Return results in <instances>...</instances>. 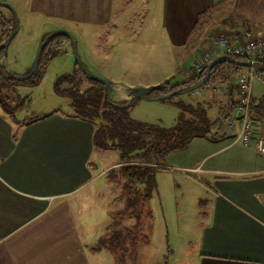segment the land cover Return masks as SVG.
I'll list each match as a JSON object with an SVG mask.
<instances>
[{"label": "crops", "instance_id": "obj_1", "mask_svg": "<svg viewBox=\"0 0 264 264\" xmlns=\"http://www.w3.org/2000/svg\"><path fill=\"white\" fill-rule=\"evenodd\" d=\"M220 1L163 0L162 26L172 44L187 43L198 15ZM30 6L43 15L98 26L108 24L116 9L113 0H31ZM198 52L191 64L181 62L185 77ZM171 78L168 73L160 80L113 88L128 101L132 89ZM253 102L252 97V115ZM93 130L71 109L18 120L0 106V264H103L95 242H85L88 222L82 214L84 207L91 212L97 207L102 197L97 178L118 160L95 174L94 158L103 152L93 147ZM191 143L192 165L183 169L207 193L200 201L192 264H264V160L253 148L234 144L225 124L213 137Z\"/></svg>", "mask_w": 264, "mask_h": 264}, {"label": "rangeland", "instance_id": "obj_2", "mask_svg": "<svg viewBox=\"0 0 264 264\" xmlns=\"http://www.w3.org/2000/svg\"><path fill=\"white\" fill-rule=\"evenodd\" d=\"M0 3L7 5H0L1 41H5L6 32L11 31L13 26L15 30L18 28L4 55H0V64L8 75L24 76V71L31 67L44 38L50 33L65 30L73 38L77 56L87 71L106 81H114L110 82L113 89L110 98L114 102L125 101L124 96L113 88L119 84L126 88L128 83L160 80L168 73L173 76L170 80L172 84L186 80L188 77L182 75L181 62L191 64L198 48L200 53L206 47L209 32L214 35L217 30L229 31L227 28H230L227 20L219 21L223 11L217 10L208 26L194 35L191 41L189 39L187 43L174 45L162 26L163 0H113V8L116 9L112 19L108 24L100 26L78 19L40 14L33 6L31 8V0H0ZM261 21L259 26L252 25L251 33L261 31L264 34V18ZM48 51L54 56L41 67L43 78L40 82L28 85L16 80H3L12 95L16 91L17 96L23 100L21 104L24 107L17 109L14 114L18 120L51 110L70 111V100L54 92V81L75 68L71 41L52 43L46 53ZM226 86L218 84L213 90V86L209 85L199 95L193 93L192 97L218 104L224 98L227 99ZM251 92L255 105L252 116L260 125L261 136H264V107H258L261 103L264 106V76H255ZM185 96H177L174 100H138L129 108V115L139 122L170 127L180 112L174 102L178 97L184 99ZM7 103L14 106L12 102ZM214 109L209 111L213 119L216 118ZM192 145L190 143L185 150L169 153L160 163L163 169H151L149 197L143 200L141 209L143 236L140 237L137 249V264L194 262L195 239L198 234L196 228L202 205L200 201L204 200L207 193L204 184L193 173L183 169L192 165V152L195 149ZM94 159L96 174L116 163L118 153L108 150ZM117 172L120 173L118 170L111 175L114 177L113 182L108 181V175L97 178L96 184L100 187L102 197L97 198L98 205L92 212L84 207L86 211L82 215L88 222L85 242L92 240L95 244H104L106 227L113 221L112 216L117 215L112 211L124 205L120 199L122 183ZM130 222L134 223V220L127 221ZM100 249L104 260L102 263L113 264L112 256L103 248Z\"/></svg>", "mask_w": 264, "mask_h": 264}, {"label": "trees", "instance_id": "obj_3", "mask_svg": "<svg viewBox=\"0 0 264 264\" xmlns=\"http://www.w3.org/2000/svg\"><path fill=\"white\" fill-rule=\"evenodd\" d=\"M217 10L223 11V17L219 21L227 20L228 26H230L227 30L233 31L232 29L234 28H243V30L250 31L252 25L259 26L262 24L264 0H223L218 2L198 15L191 31L190 41L194 35L202 32L203 28L208 26L214 12ZM14 30L13 26L11 31L6 32V38ZM229 31L217 30L214 35ZM214 35L210 34V32L207 34V44L209 43V37ZM58 41L69 42L70 39L66 34H55L43 49L36 72L28 80L20 82L29 85L42 80L41 67L54 56L51 51L46 53V50L50 44L59 43ZM2 43L3 41L0 39V44ZM5 50V48L0 49V55L1 53L4 55ZM198 50L200 51L199 48ZM202 51L198 52V56ZM229 58L245 62L248 65L240 66L228 62L218 63L210 70L206 84L194 91L188 90L208 74V66L199 75L190 71V76L186 80L172 84L170 82L171 79H169L154 86L147 93V97L159 98V100H174L180 95L169 99H162V97L174 91H187L184 99L178 97L179 99L174 102L180 112L175 123L166 128L158 124H147L131 119L129 108L136 102L130 106L126 105L131 100L109 103L106 87L98 80L87 76L78 67L77 63H75V68L71 73L62 74L55 79L54 92L70 100L69 106L74 116L93 125L92 140L94 149L98 152L111 150L118 153L117 165L108 170L105 175H108L109 182H113L114 177L111 175H113L114 171L119 170L120 173H117L120 175L122 183L120 199L123 200L124 205L121 209L118 207L117 210L112 211L113 214L117 215L112 216L113 221L108 223L106 227L107 233L103 239L104 244L99 243L95 246V249L103 248L106 250L112 256L114 264L138 263L136 257L137 249L141 242L140 237L143 236V227L141 226L143 212L141 209L143 200L149 197L148 192L151 188L150 182L152 180L151 169H163L160 166L163 164L160 163L167 155L171 152L187 149L193 139L211 138L217 133L216 118L221 115L220 103H223V100L218 103V107V104L207 102L205 99H197L192 97V95L193 93L199 95L209 85H212L214 90L218 84H223L228 85L225 93L227 99L232 100L236 90V79L240 73L249 69L250 63L246 58ZM255 65L258 69L256 75L264 76V64L256 63ZM4 75H6V72L0 64V106L6 114L15 119L14 114L17 109L24 107L21 104L23 100L17 96L16 91H13L12 95L10 89L3 84V80H11ZM8 92L11 95H8ZM7 102L14 103V106L12 107ZM15 102L17 103L16 105ZM258 107L262 108L264 106L261 103ZM212 109L216 111L215 119L209 114ZM38 118L36 116L29 119ZM128 220H134V223H127Z\"/></svg>", "mask_w": 264, "mask_h": 264}, {"label": "built area", "instance_id": "obj_4", "mask_svg": "<svg viewBox=\"0 0 264 264\" xmlns=\"http://www.w3.org/2000/svg\"><path fill=\"white\" fill-rule=\"evenodd\" d=\"M218 56L246 58L251 65L264 64L263 32L255 34L247 30H235L210 36L209 43L190 71L199 75ZM255 76L256 72L252 67L238 75L232 100L224 98L221 115L216 118V126L225 124L234 133V144L253 148L264 160V139L256 132L252 119L251 83ZM194 171L198 172V169Z\"/></svg>", "mask_w": 264, "mask_h": 264}, {"label": "water", "instance_id": "obj_5", "mask_svg": "<svg viewBox=\"0 0 264 264\" xmlns=\"http://www.w3.org/2000/svg\"><path fill=\"white\" fill-rule=\"evenodd\" d=\"M0 5H3L5 7H7V5H5L4 3H0ZM18 30V28H16L15 31H13L12 33L9 34V36L6 38V40L0 44V49H3V48H7V46L9 45L11 39L13 38V36L15 35L16 31ZM55 34H66L68 36V38L70 39L71 41V46H72V50H73V55L75 57V61L78 65V67L87 75L89 76L90 78H93V79H96L98 80L100 83H102L105 87H106V94H107V100L109 103H112L113 101H111V98H110V92H111V86H110V82L109 81H106L100 77H97L93 74H91L89 71H87V69L84 67V65L81 63V61L79 60L78 56H77V52H76V49H75V43L73 42V38L71 37V35L65 31V30H58L56 32H53V33H50L48 34L44 40L42 41V44L41 46L39 47L38 51H37V54L32 62V65L31 67L29 68V70L27 71V73L24 75V76H21V77H14V76H11V75H4L6 76L8 79H11V80H16V81H26L28 80L37 70L38 68V61H39V57L43 51V49L45 48L46 45H48L49 43V40L55 35ZM224 62H228V63H233L235 65H240V66H247L248 64L245 63V62H240V61H237V60H234L232 58H229L227 56H220V57H217L215 59L212 60V62L208 65V68H207V75L200 81L198 82L197 84L193 85L188 91H194V90H197L198 88L202 87L203 85L206 84V82L208 81L209 79V72L210 70L212 69L213 66H215L216 64L218 63H224ZM249 67H252L254 69L255 72H258V69L256 68V65L253 64V65H249ZM154 86H151V87H140V88H135V89H132L130 91V99H129V103L126 105V106H130L131 104L135 103L137 100H145V101H158L159 98H151V97H147V93L153 88ZM187 91L185 90H182V91H174L168 95H165L162 97V99H169L173 96H177V95H182V94H185ZM121 107V106H119Z\"/></svg>", "mask_w": 264, "mask_h": 264}]
</instances>
